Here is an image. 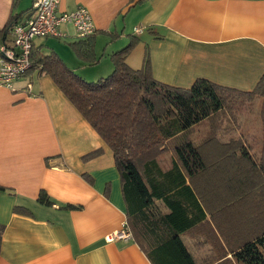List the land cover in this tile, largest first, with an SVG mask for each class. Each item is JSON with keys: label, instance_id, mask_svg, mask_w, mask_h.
I'll list each match as a JSON object with an SVG mask.
<instances>
[{"label": "crops", "instance_id": "0c3cea01", "mask_svg": "<svg viewBox=\"0 0 264 264\" xmlns=\"http://www.w3.org/2000/svg\"><path fill=\"white\" fill-rule=\"evenodd\" d=\"M32 4L0 0V44L12 41V27L1 32L7 21L30 16ZM79 6L87 8L96 29L93 64L105 56L109 74L110 56L132 40L126 64L140 69L147 50L152 77L168 86L186 89L206 79L250 91L264 73V0H61L58 11ZM62 30L67 38L37 39L34 47L44 52L43 46H50L70 67L63 42L70 46L79 40L71 27ZM97 149L101 155L82 160ZM0 186L6 188L0 192V264H151L134 236L106 241L127 222L113 154L45 74L20 79L15 91L0 87ZM40 191L51 206L37 202ZM181 199L180 224L189 228L181 239L187 250L208 264L220 262L228 250L217 226L220 202L213 192L196 190L184 191ZM15 207L30 215L15 213ZM148 211L152 217L168 213L161 202ZM225 224L229 227V220Z\"/></svg>", "mask_w": 264, "mask_h": 264}, {"label": "trees", "instance_id": "16d2710c", "mask_svg": "<svg viewBox=\"0 0 264 264\" xmlns=\"http://www.w3.org/2000/svg\"><path fill=\"white\" fill-rule=\"evenodd\" d=\"M12 25L8 20L1 32H8ZM134 44L132 40L113 53L112 72L94 82L67 67L56 53L45 54L41 47L34 46L29 73L49 76L111 150L127 208V225L151 264H196L181 239L189 230L180 224L185 213L181 195L189 190L213 192L221 204L216 212L217 226L228 250L220 254L216 264L230 260L264 264V73L250 91L219 86L206 79H196L186 89L172 87L152 77L147 50L140 69L133 70L126 64ZM70 47L80 60L89 64L96 61L93 37ZM257 97L262 99L258 156L251 154L241 139L222 142L216 133L199 144L186 141L167 146L233 103H251ZM167 150L172 153V162L169 169H163L159 157ZM101 153L97 149L82 160ZM2 191L6 188L0 186ZM202 198L206 199L205 195ZM37 202L52 205L44 191H40ZM156 202H161L168 213L152 217L148 210ZM64 207L79 209L74 205ZM14 212L30 215L21 207H15ZM225 220H229V227ZM3 232L0 225V250Z\"/></svg>", "mask_w": 264, "mask_h": 264}, {"label": "built area", "instance_id": "2783aa9c", "mask_svg": "<svg viewBox=\"0 0 264 264\" xmlns=\"http://www.w3.org/2000/svg\"><path fill=\"white\" fill-rule=\"evenodd\" d=\"M61 0H33L31 14L12 26L10 45L0 44V87L15 91V83L26 78L30 71V54L37 39L54 38L63 40L68 37L63 27H71L75 40H86L95 32L92 17L83 6L70 12H59ZM140 29L136 28L135 33ZM30 82L26 89L30 90ZM132 233L123 222L121 230L106 236L107 242L129 240Z\"/></svg>", "mask_w": 264, "mask_h": 264}, {"label": "rangeland", "instance_id": "374dc122", "mask_svg": "<svg viewBox=\"0 0 264 264\" xmlns=\"http://www.w3.org/2000/svg\"><path fill=\"white\" fill-rule=\"evenodd\" d=\"M52 40L54 39H40V41L44 42ZM63 44L64 46H66L67 51L65 55H68V57H70L71 59L69 60V63L71 65L70 67L79 66V74L77 72L76 73L83 77V79H85L86 81L94 82L100 77H106L107 75H109L108 67L110 66V61H108L105 56L101 57V62L95 65L92 64L90 66L89 63L80 60L66 42H63ZM43 50L45 53H50L51 51H53L50 46L46 45L43 46ZM35 74L36 72H32L27 75L26 78H29L31 76L35 77ZM261 104L262 99L258 97L251 103H244L239 101L235 102L230 105L227 110L220 111L216 115H213L208 119H205L196 124L189 131H186L175 137L170 143H167V146L171 148L176 144L186 141H191L195 144H199L211 134L216 133L217 137L222 142H227L232 138L241 139L245 148L248 149L254 156H258L262 143V122L260 118ZM171 154V151L167 150V152L159 157V162L163 169L170 168L172 162ZM189 251L194 257L196 264H204V261H206L205 264L209 263L202 257V255H197V253H195L192 248H189ZM226 264L232 263L229 261V263Z\"/></svg>", "mask_w": 264, "mask_h": 264}]
</instances>
